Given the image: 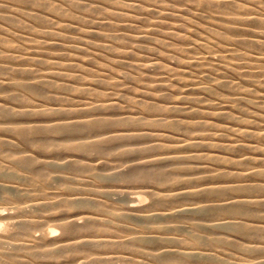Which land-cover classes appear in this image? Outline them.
I'll list each match as a JSON object with an SVG mask.
<instances>
[{
	"label": "bare ground",
	"instance_id": "bare-ground-1",
	"mask_svg": "<svg viewBox=\"0 0 264 264\" xmlns=\"http://www.w3.org/2000/svg\"><path fill=\"white\" fill-rule=\"evenodd\" d=\"M91 3L0 0V184L59 158L81 174L77 188L30 199L72 212L21 219L0 238L51 264H264V106H241L264 102L251 92H264V0ZM133 56L155 71L127 72ZM102 169L141 184L149 203L110 200ZM48 221L59 236L26 238ZM227 224L234 234L215 231Z\"/></svg>",
	"mask_w": 264,
	"mask_h": 264
},
{
	"label": "rangeland",
	"instance_id": "rangeland-1",
	"mask_svg": "<svg viewBox=\"0 0 264 264\" xmlns=\"http://www.w3.org/2000/svg\"><path fill=\"white\" fill-rule=\"evenodd\" d=\"M90 1L92 2L90 6H95L97 4L95 3V1H98V0H90ZM77 11H79L81 15L82 14L88 15V12L85 11L84 9L77 10ZM135 25L136 24L133 23V26L127 29L128 30V34L126 36L128 38L127 42L131 41L133 38L132 34L135 30L133 27ZM162 35L158 33L157 37L161 40L163 39L164 41L165 38H162ZM153 43H156V41L154 40L149 41L148 45L152 46ZM129 45H131V43ZM143 51L147 52V50H143ZM212 57L215 60H218L219 58L217 54H213ZM146 65H149V67H147ZM136 68H138L139 71L144 72L145 75H146V72L153 73L155 71L152 67V62L145 61V63L144 62L139 63L136 61L135 57L133 56L129 59V66H127L126 71L129 72V71L137 70ZM22 81L34 82V80H29V79H24V80L22 79ZM131 82L132 81L128 78L127 84H126L127 86L126 95L129 97V100H130L128 101V105L131 103V99L134 97V92L131 89V88H134V85ZM240 90H242V88H240ZM240 90H236V91H240ZM47 91L49 94L52 93L51 92L52 89L49 87L47 88ZM251 92L254 97L264 93L263 89L255 90ZM10 93H12V91L8 89L5 90V92H3V94H6V95ZM22 93H23L22 94L23 98H31L32 96V94H30L27 91L22 92ZM16 102L17 101H15V103ZM241 106L246 111H259L260 107L264 106V102L255 101L253 104H241ZM42 155H45V153H43ZM52 163H53V166H50L49 169L43 170L41 173V176L39 177L32 176L27 170L24 172L19 171L15 173H12V172L7 173L8 175V177H6L7 180H4V182H2L3 185L0 184V215L3 213L0 216V222H1L0 223V236L1 237H7L12 233L17 232L18 230L17 224L21 219H29V218H32V216H38V215L58 214V213H61L62 211L72 212V210L67 209L64 204L52 205V206H48V207H45L39 210H36V208L32 206L34 202L31 201L30 199L47 198V200H49V198L52 197L51 196L52 193H58V192L66 193L67 189H69V187H72V186L77 188V186L74 185L73 183L75 181L78 182L80 180L79 176H81V174L78 173L77 170H69L66 168H62L61 166H63L65 161L61 160L60 158L53 160ZM101 172L102 173L99 172V175H100L99 183L101 185L110 184L114 186L113 189L111 188L110 190H108L107 196L109 197L110 200H113L115 203L125 206L130 203V199L135 194L136 196H141L143 198L142 201L139 202L141 206L143 205V203L145 205L149 203L150 198L145 192V188H143L141 184L133 181L131 177L124 176V177H121L122 179L120 177L112 179L109 177V175L112 174L113 171L111 170L108 171V169H102ZM58 176H60L62 179H60ZM10 216H12V218H10ZM79 220L82 222L83 219H79ZM132 220L137 224H143V221L140 218H133ZM200 221L201 220H196V222H200ZM203 221L207 223L205 220ZM203 221L201 223H203ZM152 223H157V221L153 220ZM57 226H58L57 221H48L44 223L43 225L37 227L36 229L34 227H33L34 229L31 228L32 230L30 229V232L28 235H26V238H30L31 235L40 237L44 235L47 231H49L50 228L58 230ZM60 231L61 230H58L56 232V234L57 233L58 234L53 235V236H59ZM215 231L219 232L220 234L221 232L227 233V234H234L235 229L233 225L227 224L223 228L215 229ZM0 239L2 241L0 243V246H1L0 247V264H14L12 263V260H18L19 262H21V264H41L43 262L51 264L50 261H53L50 259V256L41 255L42 257L41 256L39 257L31 256L30 257L29 252L31 249H27V250L23 248L17 249V248H14L13 242L11 240H8L6 238H0ZM241 246H244V244L241 243ZM240 250H241L240 245L225 246L224 254H226L229 257H232L233 254L237 253ZM8 254H14L15 257H13L12 259H9ZM133 256L137 258L138 256H140V254L135 253L133 254ZM222 256L224 255H221V257ZM189 261L192 264H196V262L198 261H200L199 264H213V262H211L207 258L201 259V260L200 259H197V260L189 259ZM150 263L152 264L153 262L150 261ZM117 264H125V262L124 263L120 262Z\"/></svg>",
	"mask_w": 264,
	"mask_h": 264
}]
</instances>
